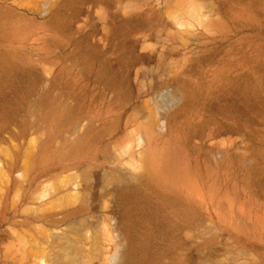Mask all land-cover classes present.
Wrapping results in <instances>:
<instances>
[{
    "label": "rangeland",
    "instance_id": "rangeland-1",
    "mask_svg": "<svg viewBox=\"0 0 264 264\" xmlns=\"http://www.w3.org/2000/svg\"><path fill=\"white\" fill-rule=\"evenodd\" d=\"M116 254L264 264V0H0V264Z\"/></svg>",
    "mask_w": 264,
    "mask_h": 264
},
{
    "label": "bare ground",
    "instance_id": "bare-ground-1",
    "mask_svg": "<svg viewBox=\"0 0 264 264\" xmlns=\"http://www.w3.org/2000/svg\"><path fill=\"white\" fill-rule=\"evenodd\" d=\"M143 140V139H142ZM151 161L148 160V162H143L142 164V172H141V176L145 177V176H153L155 177L157 180L162 179L163 180H167V177L164 176V174L162 175V173H164L162 170L161 166H158V159H156V157L153 155V157H151ZM170 179V177H168ZM118 228V227H117ZM128 255V252L125 253V257ZM39 264H48L44 259L39 261ZM108 264H126L124 261L120 262V258L119 256L113 255L110 262Z\"/></svg>",
    "mask_w": 264,
    "mask_h": 264
}]
</instances>
